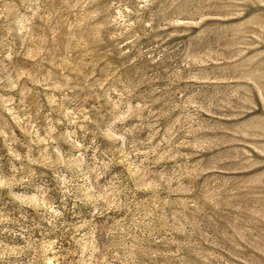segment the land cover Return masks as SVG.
<instances>
[{"label":"rangeland","instance_id":"rangeland-1","mask_svg":"<svg viewBox=\"0 0 264 264\" xmlns=\"http://www.w3.org/2000/svg\"><path fill=\"white\" fill-rule=\"evenodd\" d=\"M0 264H264V0H0Z\"/></svg>","mask_w":264,"mask_h":264}]
</instances>
